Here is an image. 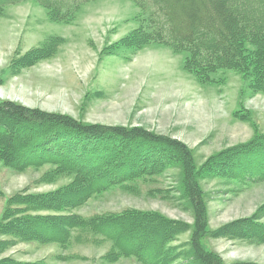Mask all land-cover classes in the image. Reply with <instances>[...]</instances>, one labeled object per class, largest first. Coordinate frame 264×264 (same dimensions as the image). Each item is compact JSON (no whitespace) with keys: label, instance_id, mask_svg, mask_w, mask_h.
<instances>
[{"label":"rangeland","instance_id":"1","mask_svg":"<svg viewBox=\"0 0 264 264\" xmlns=\"http://www.w3.org/2000/svg\"><path fill=\"white\" fill-rule=\"evenodd\" d=\"M139 17L131 0L85 2L68 22L53 21L36 0L8 4L0 13V100L89 124L141 127L185 143L198 168L211 155L264 133V92H255L242 73L220 71L222 83L201 84L183 68L185 54L168 46L151 45L135 54L104 53L106 46L139 27ZM52 36L63 38L53 57L12 72L15 59ZM236 110L246 118L236 117ZM55 168L47 163L16 170L0 161V221L10 197L45 194L73 182L74 175L68 173L48 181ZM183 172L178 165L114 186L92 195L73 212L92 217L129 209L157 211L187 225L173 242L179 257L172 264H201L187 255L195 213L183 186ZM199 179L208 217L203 245L223 264H264V242L217 232L238 219L264 223V181L242 185L229 178ZM110 247L86 239L63 247L0 233V264H142L134 257L105 261Z\"/></svg>","mask_w":264,"mask_h":264},{"label":"trees","instance_id":"2","mask_svg":"<svg viewBox=\"0 0 264 264\" xmlns=\"http://www.w3.org/2000/svg\"><path fill=\"white\" fill-rule=\"evenodd\" d=\"M20 1L0 0V13L8 4ZM36 1L53 21L68 22L83 3L91 0ZM131 1L140 10L139 27L106 46L104 53L135 54L151 45L168 46L185 54L183 68L201 84H220V71L235 70L247 77L255 92H264V0ZM61 41L63 38L52 36L18 57L11 65L12 72L17 74L53 57ZM238 110L235 116L245 119ZM259 135L211 155L198 168L194 152L185 143L141 127L89 124L66 114L0 100V161L16 170L50 163L56 168L48 181L65 173L74 175L65 188L10 197L0 233L24 241L56 242L63 247L85 239L110 243L103 256L107 262L134 257L142 264H172L179 257L173 242L187 229L186 224L157 211L129 209L86 217L73 210L96 193L179 165L195 213L187 255L201 264H223L202 243L208 233V217L199 178H229L242 185L263 182L264 133ZM42 210L51 214L33 213ZM217 232L236 238L254 236L264 242V223L250 218L233 221Z\"/></svg>","mask_w":264,"mask_h":264}]
</instances>
